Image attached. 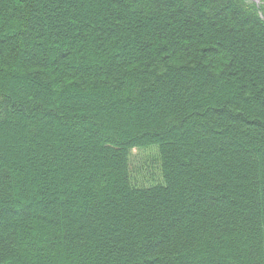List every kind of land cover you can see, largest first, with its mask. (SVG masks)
Segmentation results:
<instances>
[{
    "label": "trees",
    "instance_id": "obj_1",
    "mask_svg": "<svg viewBox=\"0 0 264 264\" xmlns=\"http://www.w3.org/2000/svg\"><path fill=\"white\" fill-rule=\"evenodd\" d=\"M0 264H264V4L0 0Z\"/></svg>",
    "mask_w": 264,
    "mask_h": 264
},
{
    "label": "rangeland",
    "instance_id": "obj_2",
    "mask_svg": "<svg viewBox=\"0 0 264 264\" xmlns=\"http://www.w3.org/2000/svg\"><path fill=\"white\" fill-rule=\"evenodd\" d=\"M249 3L251 2L253 5L260 6L264 4V0H247Z\"/></svg>",
    "mask_w": 264,
    "mask_h": 264
}]
</instances>
